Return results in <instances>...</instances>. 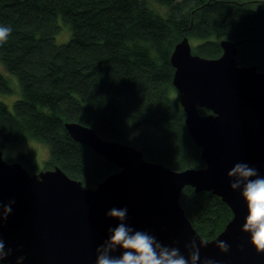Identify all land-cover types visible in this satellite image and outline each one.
<instances>
[{
    "label": "trees",
    "instance_id": "obj_1",
    "mask_svg": "<svg viewBox=\"0 0 264 264\" xmlns=\"http://www.w3.org/2000/svg\"><path fill=\"white\" fill-rule=\"evenodd\" d=\"M156 1L165 13L148 0H0V25L12 28L0 60L22 89L13 111L0 100L6 159H13L11 148L39 139L49 146L45 167L58 165L85 186H96L119 167L72 138L64 123L76 120L172 168L205 165L172 82L173 47L188 35L196 41L194 52L218 56L219 40L231 38L240 64L264 70V0ZM59 16L71 29L61 44L55 43ZM10 87L0 71V92ZM17 151L30 171L41 169L34 149ZM180 201L207 239L233 216L212 191L187 185Z\"/></svg>",
    "mask_w": 264,
    "mask_h": 264
},
{
    "label": "water",
    "instance_id": "obj_2",
    "mask_svg": "<svg viewBox=\"0 0 264 264\" xmlns=\"http://www.w3.org/2000/svg\"><path fill=\"white\" fill-rule=\"evenodd\" d=\"M173 47V85L186 115L187 132L201 148L205 165L175 169L145 158L141 148L110 139L76 120L65 121L69 134L119 167L94 187L70 176L58 165L30 171L18 158L8 160L0 149V202L12 204V213L0 224L7 258L15 264H95V249L119 221L106 213L127 208L126 223L148 231L161 243L179 247L203 237L180 201L187 185L221 196L233 212L231 219L201 248V259L218 264H264L249 234L241 226L247 214L240 190H232L227 172L237 162L247 163L264 176V70L256 64H240L238 47L221 38L222 52L205 56L194 52L188 35ZM203 107L210 110L200 112ZM230 245L227 253L216 241ZM173 241H179L173 245ZM120 255V250L113 253Z\"/></svg>",
    "mask_w": 264,
    "mask_h": 264
},
{
    "label": "clouds",
    "instance_id": "obj_3",
    "mask_svg": "<svg viewBox=\"0 0 264 264\" xmlns=\"http://www.w3.org/2000/svg\"><path fill=\"white\" fill-rule=\"evenodd\" d=\"M12 28L0 25V45L7 42ZM232 190H240L245 202L247 214L241 231L249 234L251 245L257 253H264V176L258 170L247 163L237 162L227 172ZM0 202V224L6 221L12 213V204ZM127 208H112L106 216L114 218L119 223L108 229V237L95 249L97 256L95 264H218V261L205 257L201 259L200 250L208 245L209 240L199 237V241L193 237L184 244L187 256L179 247L161 243L148 231L135 230L127 221ZM216 247L223 253L230 250V245L223 240H217ZM173 245L179 241H173ZM120 250V255L115 253ZM13 254V249L6 248V243L0 236V264H9L7 258ZM24 255L16 257L15 264H23Z\"/></svg>",
    "mask_w": 264,
    "mask_h": 264
},
{
    "label": "rangeland",
    "instance_id": "obj_4",
    "mask_svg": "<svg viewBox=\"0 0 264 264\" xmlns=\"http://www.w3.org/2000/svg\"><path fill=\"white\" fill-rule=\"evenodd\" d=\"M150 6L159 11L160 13H165L166 7L156 0H148ZM58 24L60 25L58 32L55 35V43L61 44L69 40L71 36V29L65 22L63 21L62 17L59 16L57 19ZM190 42L192 46L196 44L195 39L190 38ZM4 63L0 60V71L8 78L10 83V92H0V100L7 104L9 107L8 109L14 110V101L22 96V89L19 83V80L15 75L9 72L6 67H4ZM177 91V90H176ZM176 95V94H174ZM32 148L36 151V159L39 163L40 168H44L46 166V160L49 158V146L46 142L41 141L39 139L30 138L26 141L22 142L21 144L17 145L16 147L11 148L8 151V155L12 158H17V150L21 149H29Z\"/></svg>",
    "mask_w": 264,
    "mask_h": 264
}]
</instances>
